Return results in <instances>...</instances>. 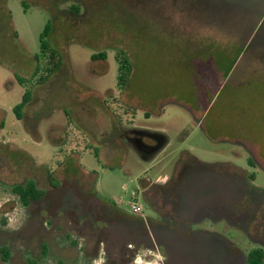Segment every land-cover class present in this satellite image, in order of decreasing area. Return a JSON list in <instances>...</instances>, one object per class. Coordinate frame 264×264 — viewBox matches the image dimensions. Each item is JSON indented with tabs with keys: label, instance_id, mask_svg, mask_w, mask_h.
Instances as JSON below:
<instances>
[{
	"label": "rangeland",
	"instance_id": "obj_1",
	"mask_svg": "<svg viewBox=\"0 0 264 264\" xmlns=\"http://www.w3.org/2000/svg\"><path fill=\"white\" fill-rule=\"evenodd\" d=\"M47 21L62 62L17 119L24 86L15 76L34 72ZM118 50L131 67L122 87ZM101 51L105 59L92 61ZM144 123L168 142L150 156L120 135ZM184 163L241 173L255 194L235 223L226 212L188 223L198 233L174 238L177 264H245L264 242V0H0V246L10 252L0 264L97 259L90 238L79 246L80 219L107 228L102 204L133 213L131 201L155 218L141 181L156 184ZM28 180L45 193L24 206L10 188ZM117 228L104 237L118 242ZM150 257L160 263L163 253Z\"/></svg>",
	"mask_w": 264,
	"mask_h": 264
},
{
	"label": "flooded vegetation",
	"instance_id": "obj_2",
	"mask_svg": "<svg viewBox=\"0 0 264 264\" xmlns=\"http://www.w3.org/2000/svg\"><path fill=\"white\" fill-rule=\"evenodd\" d=\"M126 132H131L134 135L127 136ZM120 135L127 143L133 144L147 156L153 155L164 145V141L157 135L155 136L157 142L152 146L142 142L143 139L148 140L147 137L154 136L144 127L120 128ZM248 163L250 164V161ZM253 177V174L250 173L249 178ZM164 178L163 181L156 182V184L143 185L142 196L151 203L155 218L144 217L143 222L136 219L137 216L134 212L120 213L116 208H110L116 212L122 223L124 222L132 229H137L139 236L144 233V244L149 245L156 252L159 249L162 251L164 260L161 264H174L171 259L177 255L176 247L178 246L172 244L174 238H179L178 242L181 243L195 239L198 231L192 229L188 223L195 224L203 217L210 215L211 212L219 216H223V213L226 212L225 215L228 213L229 222L235 223L242 212L239 206L242 204L243 197L247 194L252 198L255 194L254 192L251 194L243 174L227 173L215 167L202 166L199 163H184L175 170L170 178ZM153 186L157 188L158 196L161 194L167 196L159 198L152 195L150 189ZM104 210L108 214L107 209ZM254 230H256L255 227ZM256 243L259 246H254L250 250L257 247L264 250V242ZM248 252L242 255L245 264H247Z\"/></svg>",
	"mask_w": 264,
	"mask_h": 264
},
{
	"label": "trees",
	"instance_id": "obj_3",
	"mask_svg": "<svg viewBox=\"0 0 264 264\" xmlns=\"http://www.w3.org/2000/svg\"><path fill=\"white\" fill-rule=\"evenodd\" d=\"M72 8L77 10L74 5ZM50 32L51 23L50 21H47L39 35V53L35 57L37 66L34 72L27 79L15 76L16 81L24 86L19 102L12 108V111L17 119L22 118V110L31 100L33 86L44 83L56 70H58L61 65L62 56L60 52L53 47L48 40ZM117 53L119 56L116 57L118 63L117 84L119 87H122L125 85L127 78L130 75L131 67L125 52L123 50H118ZM90 57L92 61L105 59V52L101 51L94 53ZM132 112L135 113L134 111ZM93 153L95 158L99 159V151L96 148L93 149ZM48 182L52 187L57 185V182L49 173ZM10 190L17 196L19 202L24 206L28 205L32 201L40 199L45 193V191L40 188L34 180H28L25 183L15 184L10 188ZM5 221V218H0V225H4ZM0 255L2 261L7 262L10 256L9 249L6 246H0ZM263 259L264 250L257 247L248 252L247 264H263Z\"/></svg>",
	"mask_w": 264,
	"mask_h": 264
},
{
	"label": "crops",
	"instance_id": "obj_4",
	"mask_svg": "<svg viewBox=\"0 0 264 264\" xmlns=\"http://www.w3.org/2000/svg\"><path fill=\"white\" fill-rule=\"evenodd\" d=\"M144 115L146 117V114ZM144 129L148 130L152 135H154L147 137L148 140L146 139L142 140V142H145V144L149 146H152L157 142L155 139L156 135L160 137L162 136L161 134H163V130L156 125H150L144 123ZM126 135L133 136L134 134L131 132H126ZM162 140L164 141L163 142L164 145L161 147V149H164V147L168 144V142L166 139H162ZM98 157H101L100 151ZM82 172L84 174L86 173L85 171ZM164 179H165L164 177H160L157 178L155 182H161ZM146 182L147 181L144 180L141 181L142 185H144V183ZM102 206H105L108 211V214L105 216V222L107 224V228L98 226L95 221H92L91 219L87 218V215L83 216L80 219V227L86 224L85 226L88 229L87 228L85 230L83 229L81 234L78 235L79 246L80 247L84 246V248L87 247L89 245L88 239L90 238L93 247L100 254L97 259H94L92 261L90 260V258L84 256L85 259L82 258L84 263L94 264L95 262L97 263V261H99L102 264H158L159 262L155 263L151 261L150 255L154 254V250L149 245L144 244V233L142 234V236H139L137 229H132L124 222L122 223L116 212L110 210V208L112 207H110L109 204L103 203ZM136 216H137L136 219L144 222V215L141 217L140 215L136 214ZM116 228H117L118 242H111V239L110 241H108V237L107 238L104 237V234L106 233L107 230H111V229L115 230ZM105 242H107V244L110 242L111 243L109 244V251L107 252V255L103 258L102 256L103 251L101 250V246ZM173 256L175 255L173 254ZM142 257H143V262H140L139 260H141ZM163 258L164 257H161L162 261L164 260ZM177 259L178 257L176 255L171 260L174 264H177L178 262ZM162 261H160V264L162 263Z\"/></svg>",
	"mask_w": 264,
	"mask_h": 264
},
{
	"label": "built area",
	"instance_id": "obj_5",
	"mask_svg": "<svg viewBox=\"0 0 264 264\" xmlns=\"http://www.w3.org/2000/svg\"><path fill=\"white\" fill-rule=\"evenodd\" d=\"M131 198H135V193L132 192V194H131ZM129 205H130V208H131L132 212H134L135 214L140 215L141 217L143 216V214H139V212H140V207L138 206V204H137L136 201H131V202L129 203Z\"/></svg>",
	"mask_w": 264,
	"mask_h": 264
}]
</instances>
